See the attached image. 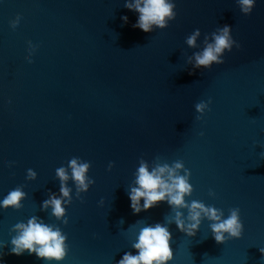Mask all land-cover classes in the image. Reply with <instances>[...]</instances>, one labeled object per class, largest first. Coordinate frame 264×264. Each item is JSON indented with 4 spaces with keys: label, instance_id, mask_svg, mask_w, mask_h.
<instances>
[{
    "label": "water",
    "instance_id": "95a60500",
    "mask_svg": "<svg viewBox=\"0 0 264 264\" xmlns=\"http://www.w3.org/2000/svg\"><path fill=\"white\" fill-rule=\"evenodd\" d=\"M175 2L168 27L145 32L132 26L138 13L125 0H0V199L19 185L28 193L22 208H0V240L39 215L68 236L66 258L51 264H116L137 251V220L162 222L170 212L161 202L133 213L126 191L140 158L159 156L191 170L189 201L226 215L239 207L244 224L242 237L225 243L214 239L207 219L195 236L171 224L170 264H264V149L257 145L264 143V0L250 15L237 0ZM225 24L241 46L222 64L192 70L186 57L199 49L186 36L199 28L203 46L204 34ZM209 97L211 110L197 120L195 104ZM73 156L91 161L95 183L81 201L69 182L65 225L41 202L49 189L58 193L55 170ZM29 168L35 180L26 179ZM10 247L2 249L7 264H49Z\"/></svg>",
    "mask_w": 264,
    "mask_h": 264
},
{
    "label": "clouds",
    "instance_id": "9594fccd",
    "mask_svg": "<svg viewBox=\"0 0 264 264\" xmlns=\"http://www.w3.org/2000/svg\"><path fill=\"white\" fill-rule=\"evenodd\" d=\"M241 11L250 15L256 6L257 0H237ZM124 6L138 13L134 28H140L145 32H152L156 28H166L169 22L177 16L175 0H125ZM20 14L10 21L13 28L20 23ZM128 16L123 15L122 20L127 23ZM199 28L194 29L185 38L186 44L199 49L191 55H187L186 63L195 69H211L214 64L225 62V53L232 51L233 47L239 48L240 43L232 35V27L228 24L217 27L210 34H204L202 45ZM38 45H30L31 54H35ZM29 62H32L31 59ZM212 98L200 100L195 104L197 120H203L211 110ZM204 135L203 131L200 133ZM264 149V143L257 142ZM264 157V151L260 152ZM10 162V165L11 166ZM114 166L110 162L109 170ZM91 161L78 156H73L66 165L55 170L59 180V191L48 190L49 194L41 202V210L50 209V214L63 224L69 223L67 206L73 202V187L75 185V197L83 201V193L89 191L95 179L89 175ZM191 170L185 166L183 160H174L171 163L161 160L159 156L149 161L141 157L134 173V181L127 186L126 191L130 199V207L133 213H140L166 202L170 206V212L164 216L162 222L147 223L143 219L137 220L134 225L138 230L134 231V239L131 248L137 251H126L116 264H170L175 258L172 247L173 234L170 225L175 224L180 231L195 236L205 219L209 221V229L218 243H225L230 238H240L244 232V224L241 220L239 207H232L228 214L222 208L206 204L197 199L188 200L194 192V186L190 182ZM38 173L27 169L28 180H35ZM28 193L24 185L11 189L2 199L0 208L20 209ZM210 195L215 192L210 190ZM103 205V198L99 202ZM186 210V211H185ZM123 218L120 223L123 224ZM10 241L0 240V264H7L2 250L8 243L9 251L15 255H23L25 252L35 254L42 260L51 262L63 261L69 251L68 236L56 223H48L39 215L30 216L27 221H18L12 225ZM264 254V247H260ZM264 257V256H262Z\"/></svg>",
    "mask_w": 264,
    "mask_h": 264
}]
</instances>
